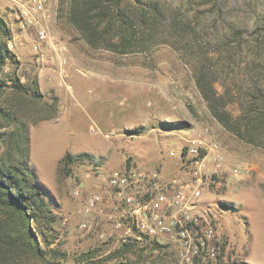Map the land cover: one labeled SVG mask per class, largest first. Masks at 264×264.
Listing matches in <instances>:
<instances>
[{"label":"rangeland","instance_id":"obj_1","mask_svg":"<svg viewBox=\"0 0 264 264\" xmlns=\"http://www.w3.org/2000/svg\"><path fill=\"white\" fill-rule=\"evenodd\" d=\"M160 1L170 13L199 23L212 19L216 3ZM225 2L226 21L221 26L225 30L216 34L219 40L204 37L202 45L214 48L230 28L245 34L236 61L219 60L216 67L217 77L236 92L235 85L246 88L264 71V0ZM56 5L57 15L50 25L52 46L35 50L28 40L19 39L13 3L0 0V17L11 29L9 43L15 45L10 52L16 55V61H8L5 77L17 75L26 87H33L36 79L43 94L41 105L58 102L53 119L29 124L27 164L56 216L50 225L40 224L53 237L51 248L66 253L67 264H74L83 252L98 250L97 259L108 261L122 244L104 219L90 231L80 228L87 217L82 213L84 201L74 192L84 187V195L102 193L107 206L117 209L107 189L114 169L130 164L157 172L163 180L172 179L180 169L178 157L171 153L178 154L187 139L203 132L218 143L225 156L224 177L205 191L199 208L211 220L223 246L219 264H264V149L237 138L211 113L196 83L200 52L190 48L187 40L169 36L145 52L94 49L66 20L58 18L59 0ZM217 88L224 93L222 84ZM3 98L14 102L10 91ZM29 107L25 102V109L30 111ZM228 110L234 116L241 114L239 103L229 104ZM6 149V143H0V162ZM67 153L83 157L66 166L62 161ZM235 168L241 170L237 176ZM90 219L91 225L98 222L94 216ZM33 227L39 232L35 223ZM159 243L162 248L156 250L150 240L136 243V255L127 258L135 261L142 252L145 264H182L176 244L166 239ZM127 258L118 260L126 262Z\"/></svg>","mask_w":264,"mask_h":264},{"label":"trees","instance_id":"obj_2","mask_svg":"<svg viewBox=\"0 0 264 264\" xmlns=\"http://www.w3.org/2000/svg\"><path fill=\"white\" fill-rule=\"evenodd\" d=\"M225 4V0H216L212 19L199 23L170 13L160 0H59L58 18L66 20L92 48L118 54L145 52L168 36L187 40L190 48L200 52L202 61L195 71L196 83L213 116L237 138L264 149V71L246 88L235 85L236 92L216 74L219 60L236 61L245 34L230 28V33H225L214 48L212 44L202 45L204 37L219 40L216 34L225 30L221 27L226 21ZM11 35V29L0 17V143L7 145L0 162V264H67V254L52 249L53 237L41 228L43 222H55L56 216L45 201L35 172L27 166L31 155L29 124L53 119L58 102L41 105L43 94L36 79L32 81L33 87H26L17 75L5 77L8 61H16L8 46ZM217 54L219 58L215 57ZM218 84L223 85L224 93L219 92ZM8 91L13 103L3 98ZM25 102L30 111L25 109ZM232 103H239V116L228 110ZM9 126L10 131H3ZM82 157L67 153L62 164L68 166ZM33 223L39 232L34 230ZM152 243L155 250L162 248L158 241ZM98 251L79 254L74 264H145L142 252L135 261L127 258L129 254L136 255L134 244H122L108 261L97 259ZM222 257L223 247L219 261ZM120 258L127 261H119ZM195 264H201L200 259Z\"/></svg>","mask_w":264,"mask_h":264},{"label":"built area","instance_id":"obj_3","mask_svg":"<svg viewBox=\"0 0 264 264\" xmlns=\"http://www.w3.org/2000/svg\"><path fill=\"white\" fill-rule=\"evenodd\" d=\"M10 1L19 39L28 40L35 50L51 47L50 25L57 15L56 0ZM8 46L15 47L11 42ZM180 148L178 154L171 153L178 157L180 169L172 179L163 180L157 172L130 166L111 172L107 189L118 203V211L116 206H107L104 194L84 195V187L76 190L74 194L84 201L82 213L87 217L80 228L90 231L104 219L121 244L166 239L177 245L182 264H195L197 258L201 264H219L223 246L211 220L199 208L205 191L224 177L225 156L218 143L203 132L187 139ZM240 172L238 168L233 170L235 176ZM92 216L98 221L95 225L89 222Z\"/></svg>","mask_w":264,"mask_h":264},{"label":"crops","instance_id":"obj_4","mask_svg":"<svg viewBox=\"0 0 264 264\" xmlns=\"http://www.w3.org/2000/svg\"><path fill=\"white\" fill-rule=\"evenodd\" d=\"M42 82H41V80H40V84H41Z\"/></svg>","mask_w":264,"mask_h":264}]
</instances>
